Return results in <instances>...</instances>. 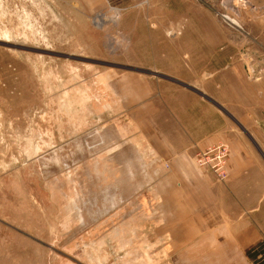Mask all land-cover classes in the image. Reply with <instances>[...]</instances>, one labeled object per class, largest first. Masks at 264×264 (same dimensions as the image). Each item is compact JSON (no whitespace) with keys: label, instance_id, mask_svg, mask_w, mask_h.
Returning <instances> with one entry per match:
<instances>
[{"label":"rangeland","instance_id":"1","mask_svg":"<svg viewBox=\"0 0 264 264\" xmlns=\"http://www.w3.org/2000/svg\"><path fill=\"white\" fill-rule=\"evenodd\" d=\"M224 66L264 68V0H0V264H190L116 89Z\"/></svg>","mask_w":264,"mask_h":264},{"label":"crops","instance_id":"2","mask_svg":"<svg viewBox=\"0 0 264 264\" xmlns=\"http://www.w3.org/2000/svg\"><path fill=\"white\" fill-rule=\"evenodd\" d=\"M243 69L213 73L205 97L139 75L116 89L131 163L158 185L163 222L179 227L171 232L189 235L181 255L190 264H264V68L255 81ZM219 144L230 148L225 182L196 163Z\"/></svg>","mask_w":264,"mask_h":264},{"label":"built area","instance_id":"3","mask_svg":"<svg viewBox=\"0 0 264 264\" xmlns=\"http://www.w3.org/2000/svg\"><path fill=\"white\" fill-rule=\"evenodd\" d=\"M146 1L151 2L154 0ZM229 155V146L227 144H219L201 151L197 157L196 163L200 169L213 173L219 182H225L228 179L226 164Z\"/></svg>","mask_w":264,"mask_h":264},{"label":"water","instance_id":"4","mask_svg":"<svg viewBox=\"0 0 264 264\" xmlns=\"http://www.w3.org/2000/svg\"><path fill=\"white\" fill-rule=\"evenodd\" d=\"M59 57H63V58H66V59H74V60H77V61H83V62H90V61L85 60V59L74 58L73 56L59 55ZM123 69H129V68H123ZM129 70H131V71H137V72L144 73V74H152V75H155V76H157V77L159 76V77H161V78L171 80V81H173V82H175V83H178V84H180V85H183V86H185V87H187V88H189V89L195 91L196 93H198V94L204 96L203 94H201L200 91H198V90H196V89H193V88H191V87H189V86H187V85H184V84H182V83H179V82H177V81H174V80H172V79H169L168 77H165V76L162 77L161 75H159V74H157V73H152V72H151V73H148L147 71H144V70H138V69H129ZM204 97H205V96H204Z\"/></svg>","mask_w":264,"mask_h":264},{"label":"bare ground","instance_id":"5","mask_svg":"<svg viewBox=\"0 0 264 264\" xmlns=\"http://www.w3.org/2000/svg\"><path fill=\"white\" fill-rule=\"evenodd\" d=\"M226 20V22H228V24H230L231 26L235 27V29L237 28L238 30H240V25L238 24V22L234 19H232L231 17H226L224 18Z\"/></svg>","mask_w":264,"mask_h":264}]
</instances>
